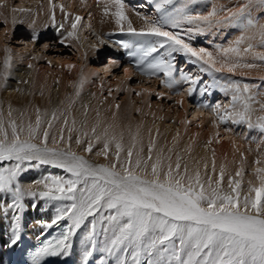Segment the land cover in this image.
I'll list each match as a JSON object with an SVG mask.
<instances>
[{
    "label": "snow or ice",
    "instance_id": "6c2138e0",
    "mask_svg": "<svg viewBox=\"0 0 264 264\" xmlns=\"http://www.w3.org/2000/svg\"><path fill=\"white\" fill-rule=\"evenodd\" d=\"M173 2L155 0L156 10L162 13L160 19L150 21L148 17H142L146 28L139 31L128 21L123 0H111L110 6L105 5V14L116 17L121 31H124L123 22L128 21V31L132 34L155 38L139 45L123 44L125 49L131 50L129 55L138 58L136 67L143 74L163 73L165 79L162 83L169 89L180 82H189L193 85L189 90L191 94L201 77H193L190 73L178 70L175 54L187 57L189 62L199 65L200 72L209 75L225 69L233 72L241 66H256L230 63L228 57L229 54L239 56L240 45L257 36L264 45V23L253 18L251 13L253 8L264 9V0H245L242 6L227 9V14L222 16L215 7L206 15L191 14L188 6L197 0H185L181 7L167 12L165 6ZM81 19L80 16L75 17L69 37H75V29ZM185 22L203 26L188 28L182 33L179 29ZM53 24L55 26L54 16ZM237 24L242 26L246 34L235 41V47L221 49L219 56L204 47L194 46L192 42L194 33H203L205 26L211 29ZM60 27L63 28V24ZM252 49L253 45L249 43L243 51L250 52ZM257 56L264 60V53H257ZM11 66V57H8L4 63L5 79ZM218 85L219 82L214 79L202 91ZM251 87L245 84L241 88L238 83L223 86L221 90L226 93L230 88L234 89L230 107H222L217 103L211 108L223 123L229 120L234 124L247 123L249 128L255 127L264 134V115L257 116L253 124V104L258 101L250 94ZM79 94L77 92V96ZM159 95L163 96V93ZM237 105H240L239 109ZM201 107L210 106L202 104ZM260 110L264 111V104L260 105ZM2 115L0 111V117ZM44 115L48 116L47 113ZM8 116H12L11 106ZM59 118L57 111H53L50 118L44 120L37 108L35 123L29 120L26 125H21L15 119H10L6 127L4 120L0 119V162H8L7 167H0V197H11V204L0 209V215L7 216L11 209L13 220L5 247L12 248L21 242V214L26 210L24 199L32 197L62 202L50 220L37 221L42 228L51 229L65 220L70 223L56 238L36 248L31 264H44L46 258L50 257L70 256L74 237L82 226L87 229L88 242L84 251V264H88L89 258L96 253L101 237L104 251L108 256L115 257V264H264V167L254 170L255 180H248L247 190L244 191V168L241 164L235 175L228 179L225 188L224 165L219 168L218 179H213V175L217 174L214 153L211 175L208 174L207 162L203 164L205 172L202 175L199 165L192 170L187 164L182 166L183 157L179 155L173 164L172 156H164L163 149L153 161L155 140L150 141L145 158L141 155L143 146L137 149L138 132L132 138L133 143L125 149L122 133L119 138L115 133H110L111 126L98 133V125L91 129L96 142L103 139V147L96 155L108 159L110 145L114 144L115 159L108 164H93L72 150L71 132L76 124L74 118L71 120L72 127H69V119L64 117V127L58 138H52V146H49L50 133L47 129L53 128V122ZM42 124H46L43 131ZM65 128L69 133L67 137ZM88 135V132H82V136ZM75 143L84 144L85 140L77 138ZM208 143L211 144V141ZM94 146L89 140L84 151L92 153ZM122 152L126 154L123 161ZM168 152L171 153L172 149H168ZM149 161H153L151 165ZM256 163L259 165L261 161L257 160ZM41 166L63 169L70 174V178L50 174L25 187L21 182L22 174L30 168ZM35 206L33 203L32 207Z\"/></svg>",
    "mask_w": 264,
    "mask_h": 264
},
{
    "label": "bare ground",
    "instance_id": "6f19581e",
    "mask_svg": "<svg viewBox=\"0 0 264 264\" xmlns=\"http://www.w3.org/2000/svg\"><path fill=\"white\" fill-rule=\"evenodd\" d=\"M1 1L2 2H0V4H2V6H0V17L2 16L3 18H5L10 15L11 21L13 22L15 20L14 24H21L22 22H25L26 24L27 22L33 27H38V31L40 34L39 41H41L42 39H47V42H53L51 41L53 40V34L51 33L52 30H49L48 32L43 31L47 28L53 29L54 27L53 25H51L53 24V16L50 15L51 13L49 14L50 10L54 8L56 12L54 16L55 22L61 21L64 24V30L67 33L64 38L66 40L65 42L74 45L79 54H81L82 52L84 53L88 48V51L86 52H88L87 54H89L91 57L93 53L97 51L92 45L91 47L90 45L86 46L87 43L84 44L85 42L83 41V35L87 36L86 34H84L85 32L90 33V35L93 33L92 35H94V37H99V39L97 40L100 41L99 44L102 43V47H106L104 55H107L109 50L111 51L112 57L110 63L104 66L107 69L106 73H110L112 69H114L113 67H117L120 64L124 65V60L122 58L121 52L119 51V47L113 42L107 40L105 37L106 35L113 34L121 30L120 24L116 22V17L111 14H105V5L110 6L111 0H53L52 5H50L49 0H32L33 7L28 12L24 11L23 9L21 11L15 10L11 12L8 0ZM133 1L135 2V4H124L126 5L125 14L127 15L128 21L131 22V25L134 29L139 31L143 28H146V22L142 17H148L150 21L160 19L162 13L156 10L155 0ZM139 2L141 4H139ZM152 2L153 4L151 6L150 3ZM244 2L245 0H197L196 3L189 4L188 10L193 15H206L215 7L218 10L219 15L222 16L227 14V9H236L242 6ZM184 3L185 0H174L173 4L165 6V10L167 12H172L175 8L181 7ZM61 6H63V11L61 10ZM221 9H223L224 11H220ZM137 13H139V15H137ZM251 13L253 18L261 23H264V9L253 8L251 9ZM157 14L159 15V17H157ZM78 15L82 17V19L75 29V37H69L68 33L73 31L71 25L75 21V17ZM85 17L86 20L84 19ZM128 21L123 22L124 30H128ZM10 25L11 23L9 22V26L7 28L8 30L11 29ZM199 26L203 25L196 23L188 24L185 22L181 25V29L179 30L183 33L186 32L188 28L195 29ZM106 30L113 31H111V33H108ZM56 31L59 30L56 29ZM24 34L28 39H30V31ZM245 34L246 33L244 32L242 26L238 24L229 26H217L211 29H208L205 26V31L203 33H194L195 39L192 42L194 46L204 47L209 51H212L214 55L219 56L221 49L235 47V41L240 36ZM247 34L252 35L253 33ZM144 37L147 42L155 39L154 37L150 36ZM61 40L63 39L61 38ZM25 41H27L26 44L29 48L34 47V41H28L27 39H25ZM0 42L4 43L5 40H2ZM249 43L253 45L252 51L244 52L243 49L246 48ZM46 45L47 44H45V46ZM240 48L241 53L239 56H236L235 54H229V62L238 63L240 65L254 64L256 65L255 67L245 68L241 66L236 68L233 72H228L225 69L221 72H214V75H209L208 73L200 72L199 65L189 62L188 58L184 56L185 59L183 61L181 70H188V72L191 73L193 77L200 76L201 81L197 83L198 87L195 88V90L197 89L196 93H194L195 91H192L191 94L189 90L193 88V85L189 82H180L171 89L165 88L162 83L163 89L160 93H163V95L168 94L167 96H171L173 93H177V101L183 102L181 103L183 105L182 110L173 111L170 110L169 105L165 106V108L162 107L163 105H159L157 107H149V98L151 97V94L155 92V90L152 89L155 88L160 81L165 79L163 73L146 76L145 81L147 82L146 84L142 83L143 86H141L143 87V89H140L141 93L146 95L143 99V103H136L135 101H132V98H130L129 100L133 105H127V103H124L125 105H119V108H117V105L106 106L107 108H104V105L101 104L102 99L100 97V93L103 92V89L100 88L99 90H97L96 88H98V85L92 80V78L95 79L96 76H100L96 68L91 69V66L89 67L88 65H84V67H81V64H79L78 62L77 66L80 72H77V68L75 69V67H77L76 65L73 66L72 69L75 72V77L71 76L73 78H69V83L65 82L62 77H59L57 82H53V80L49 78L50 76H45L43 74H38L37 76V74L34 73L29 67H25V65H21L20 63H18L20 62V60H22L21 56L25 54L24 51H26L27 53L28 50L24 49L23 51L21 49L23 52L21 50V52H18L17 49L16 51L11 50L12 53L7 54L8 57H11L12 65L7 81V86L9 89L8 96L10 101L9 105L0 106V111H2L3 113L0 119L4 120L6 127L8 126V121L10 119H15L18 124L26 125L29 120L35 123L37 108L40 109L42 118L44 120L50 118V114L53 111H57V114L60 118L53 122V128L47 129L50 133L49 146H52V138H58L60 130L64 127L62 123L64 117H68L69 127H72L71 120L74 118L76 124L73 128V131L71 132L73 138L72 150L76 151L79 155H83L93 164H108L115 159L114 144L110 145L108 159H105L103 155H96V153L99 152L103 147V139L100 142H96L92 137L91 129L97 125L98 133L102 132L105 128H109V126H111L109 128V132L115 133L118 138L122 133V143L124 144L125 149H127V147L133 143L132 138L133 136H136L138 132L139 135L137 136V140L139 141V143L137 144V149H139L140 146H143L144 152L141 153V155L145 158L148 154V145L150 141L155 140L156 147L153 149L152 153L153 161L155 160L156 156L160 154V150L163 149L164 156H172L173 164L175 163L176 156L179 155L183 157L182 166L183 164H187L189 169L192 170L199 165L202 175L205 172L203 168L204 162H207L209 164L208 174L211 175V162L214 153L217 174L213 175V179H218L219 168L221 167V165H224L226 167L224 187L227 188L228 179L231 176H234L236 171L240 169L241 164H243L244 175L242 189L246 191L247 181L255 180L254 170L257 167H264V134H261L257 128L253 127L252 132H249L248 135H246V130L248 127L247 123L234 124L231 122V120H229L227 123H223L221 121L218 122L217 114L212 111L211 107H201L202 104L210 105L209 102L212 101L213 97L217 94H219L220 99L223 100L222 103H225L226 107H230L232 103L231 97L234 94V89L230 88L226 93L221 90L223 85L220 84L216 87L208 88L207 91H202V89L206 88L208 85H211L213 83V80L217 76V73H220L222 76H225L230 80L234 78L235 80L231 84L238 83L241 88L245 84L253 86L250 88V94L254 96L258 101V103L253 104V108L255 109L252 114L253 124H255L257 116L264 115V111L260 110V105L264 104V60L259 59L257 56V53H264V45L261 44L259 37L257 36L254 40H246L244 44L240 45ZM2 54L0 55V58L4 59L5 56ZM175 55L176 64H181L182 60H180V56L182 54ZM27 56H29V54ZM18 57L19 59L16 60ZM28 58L29 57H27V59ZM60 59L62 60V58ZM27 61L28 60H26L25 62ZM1 65L2 63L0 62V67ZM33 66L34 64L32 65V67ZM125 69H128V71H124V79H117L113 84V86L117 88L114 96H117L123 84L126 85L125 88H129L128 82L129 79H131L130 76L135 75L141 77L143 75L142 71H133L129 66L126 65H124V70ZM178 73L177 78H179ZM207 77L208 79H206ZM135 79V77L132 78V80ZM82 80L83 86L81 87ZM197 85H195V87ZM126 90L127 92H129V89ZM77 92L80 93L79 96H77ZM41 93H43V95H41ZM189 97L190 101L187 103V98ZM202 97H204L205 100H203ZM65 100H67V105L63 106L65 104ZM188 104H194V107H192L193 109L190 108V110L192 109L190 112V115H192L191 118L201 120L200 125L197 126L196 124H194L195 128L185 127L187 120L185 116V114H187L186 110L187 112H189L187 109ZM9 106H11L12 108L11 117L8 116ZM239 108L240 105H237V109ZM108 112H110L112 116L106 114ZM138 112L139 118H141V123L138 121L137 116H135ZM21 113H23V115H21ZM45 113H47L48 116H45ZM63 114L65 115L64 117H62ZM211 115L213 116L211 117ZM236 126H243L246 128V130L244 128L243 131H237L235 130ZM238 127L236 129L240 128ZM45 129L46 124H42L41 131ZM221 129H223L225 132L219 133ZM8 130L10 134V127ZM82 132H88L89 135L87 137H84L82 136ZM64 134L65 137H67L69 134L66 128L64 129ZM225 135L228 139L230 138L228 142L220 141L219 144L215 143L216 141H218L215 139H217L219 136L223 137ZM245 136V140L250 139L251 143L253 142L252 147L248 146L247 142L239 138H244ZM77 138L85 140V143L77 145L75 143V140ZM89 140H91L95 145L92 153L84 151L86 143ZM209 141H211V144L208 143ZM35 142L39 143L40 141L36 140ZM61 146L63 147L66 145ZM227 146H229V148H227ZM257 148L261 149L259 150ZM168 149H172V152L169 153ZM120 155L121 161L126 159V154L124 152H122ZM257 160L261 161L259 165L256 163ZM153 161H149V165H151ZM165 164H167L166 160ZM7 166L8 162H0V167ZM50 174L61 175L65 176L66 178H70V174L66 173L63 169L52 168L50 166H41L28 169L25 173L22 174L21 182L25 187H27L36 179ZM204 178L206 179V177ZM237 179L240 178L237 177ZM24 203L26 205V210L23 214H21L22 240L17 246H14L12 248L4 246L5 242L9 239V236L11 234L10 229L13 224L12 210L9 209V213L7 216L0 215V264H12L13 259L16 257V255L20 254L27 245L35 243L42 236L47 234L51 229L64 222L61 221L51 229L42 228L40 224L37 223V221L41 220H50L55 215L56 208L60 205V203H62L60 201H52L48 200L47 198L34 199L32 197H25ZM33 203H35L36 205L34 208L32 207ZM10 204V196L0 197V209ZM86 232L87 229L82 226L81 229L77 230V234L74 237L73 252L76 256L74 264H84V251L86 246L88 245V242L86 240ZM95 256H102L103 259H100L99 262H95L94 260H92V258H94ZM59 259H62V257H59L57 260ZM68 259L71 260L72 258L70 257ZM63 261L64 260H61L59 264H62ZM88 264H115V257L108 256L104 251L102 237L98 241L96 253L93 257L89 258Z\"/></svg>",
    "mask_w": 264,
    "mask_h": 264
},
{
    "label": "rangeland",
    "instance_id": "374dc122",
    "mask_svg": "<svg viewBox=\"0 0 264 264\" xmlns=\"http://www.w3.org/2000/svg\"><path fill=\"white\" fill-rule=\"evenodd\" d=\"M29 1H31V2H29ZM0 2H2V1L0 0ZM8 2L10 4L9 8H10L11 12H13L14 10H20L21 11L22 9L24 11L28 12L33 7L32 6V3H33L32 0H8ZM49 3L51 5V2H49ZM55 3H56V1H55ZM139 4H141V3L139 2ZM152 4H153V2L150 3L151 6H152ZM52 13H53V11H52ZM49 14H50V12H49ZM157 17H159L158 14H157ZM10 18H11L10 15L8 17H5V18H3L2 16L0 17V41L5 40L4 43L0 42V48L3 49V50L0 49L1 50L0 53L1 54L3 53L2 55L5 56L4 59L0 58V62L2 63V65H1L2 68L0 67L1 68L0 69V106L1 105H9V101L10 100H9V96H8V94H9L8 90L9 89H8V86H7V81H8V78H9L10 69H8L9 71L7 70L8 71V76L5 79L4 73H5L6 70L4 68V63H5V60L8 58L7 54L12 53L11 50L12 51L13 50L16 51V49H17L18 52H21L22 50L24 51V49L28 50L27 53H26V51H24L25 54H23L21 56L22 60H24V59L25 60L24 61L20 60V62H18V63H20L21 65H25V67H29V65H31V67H29V68L34 73H36L37 76H38V74H43L45 76L48 75V76H50L49 78L51 80H53V82H57L59 77H62V79L65 82L69 83L68 82V80H70L69 78L75 77V72L72 69V67L71 68L69 67V65H72V66L76 65L77 66L78 62H79V64H81V67H84V65L85 66L88 65L89 67L91 66L90 67L91 69L96 68L98 70L100 76H98V77L96 76L95 79L92 78V80H93L94 83H96L98 85V88H96L97 90H99L100 88L103 89V92L100 93V97L102 99L101 100L102 101L101 104L104 105V108H107L106 106H112V105H125L124 103H127V105H133L131 103V101L129 100L130 98H132V101H135L136 103H143V99H144V97L146 95L141 93L140 89H143V87H142L143 84H146V82H147V81H145L146 80L145 76H141V77H138V76H135V75L134 76H130L131 79H129V82H128L129 83V88H125L126 85L123 84L122 87L120 88L117 96H114L117 88L115 86H113V84H114V82L117 79L118 80H123L124 79V74H123L124 73V65L120 64L117 67H113L114 69H112V71L110 73H108V74L106 73L107 69L104 66H106V65H108L110 63V60H111V57H112L111 51L109 50L107 55H104V51H106V49H105L106 47L105 46L102 47V43L99 44L100 41H97L99 39V37H97V38H96V36L94 37V35H92L93 33L90 35V33L85 32L84 34H86L87 36L83 35V41L85 42L84 44L87 43L86 46L90 45V47L92 45L98 51V52L96 51L95 53H93V55L90 57V55L87 54L88 52H86V51H88V48H87V50H85L84 53L82 52L81 54H79V52L74 47V45H71V44L65 42L66 40L64 38H65L67 33L64 30V24L61 23L60 21L56 22V25L58 26L59 31L57 33H54V31L52 30V32H51L52 34H54V36H52L53 40H51L53 42H47L46 41L47 39H42L41 41H39L38 38L40 36L39 37L36 36L38 32H35V33L32 32V31L38 30L39 29L38 27H35V26L33 27L31 24H29L27 22H26V24H25V22H22L21 24H14V22H12ZM84 19L86 20V17ZM9 22L11 23V25H10L11 29L8 30L7 28L9 26ZM61 24H63V28L60 27ZM27 31L28 32L30 31L32 33V37H30V39H28L25 36V34H24V33H28ZM106 31L110 32V30H106ZM34 36H36V37H34ZM61 38L63 40H61ZM25 39H27L28 41H34L33 42L34 43V47L33 48H35V49L29 48L28 45L26 44L27 41H25ZM61 41H63V43H61ZM81 42H82V40H81ZM44 43L47 44V47L45 46ZM35 44H36V46H35ZM36 50H38V51H36ZM31 51H32V53H31ZM28 54H29V56H27ZM95 54H96V56H95ZM35 55H36V57H35ZM27 57H29V58L27 59ZM30 57H31V60H30ZM181 57L183 58V60L185 59V57L183 55H181L180 56V60H182ZM60 58H62V60ZM18 59H19V57L16 60H18ZM88 59H90V60H88ZM26 60H28L27 61L28 63L25 62ZM87 60H88V62H87ZM183 60L181 61L182 62L181 64L179 63V65H178V63H177L176 68L178 70H181L182 64H183ZM69 62H71V63H69ZM33 64H34V66L32 67ZM76 68L78 70L77 72H80V70L78 69V66L75 67V69ZM193 68H195V67H193ZM43 69H44L45 73L43 72ZM50 69H51V71H50ZM37 72H39V73H37ZM62 72H64V73H62ZM184 72L189 73L188 70H186ZM63 74H65V75L67 74V75L65 76ZM219 74L220 73H217V76L215 77V80L219 82V85L220 84H222L223 86L230 85L235 80L234 78L230 80L227 77L222 76L221 74L219 75ZM206 75H208V74H206ZM71 76H73V77H71ZM134 77L136 79L132 80V78H134ZM142 79H143V81H142ZM206 79H208V77ZM99 80H100V82H99ZM189 87H191V86H189ZM131 88H134V89H131ZM155 88L152 89V90H155V92H153V94H151V97L149 98V100H150V104H149L150 106L149 107H152V106L153 107H157L159 105H163L162 107L165 108V106L169 105L170 106V110H172V111L173 110H182L183 105L179 101H177V98H176L177 93H175V94L173 93L174 95L172 94L171 96L170 95L167 96L168 94L160 96L159 93L163 89L162 81H160ZM126 89H129V92H127ZM196 90H194L195 91L194 93H196ZM165 94H166V92H165ZM217 95H215L213 97V100H212L213 102L212 101L209 102L210 103V105H209L210 107L214 106L217 103L220 104V103L223 102V100L220 99V95L219 94H217ZM202 99L205 100L204 97H202ZM189 101H190V97L187 98V103ZM66 102H67V100L64 101L65 104L63 103L64 104L63 106L67 105ZM174 103H175V105H174ZM220 105L222 107H226L225 103H222ZM192 107H194V104H192V105L188 104L187 109H188L189 112H187V110H186L187 114H185L186 119H187L186 120V125H185L186 128L187 127L195 128L194 124H196L198 126V125H200V122H201V120H197V119H192L191 118L192 115H190L191 114L190 112L193 109ZM190 108H192V109L190 110ZM136 112H137V110H136ZM106 114H109L110 116H112L110 112H108ZM64 116L65 115L63 114L62 117H64ZM135 116H137L138 121L141 123V118H139V112L136 113ZM212 116L213 115H211V117ZM217 121L218 122L220 121V119L218 117H217ZM237 127L238 126L235 127V130H237V131H241V130L243 131V129L245 128L243 126H239L240 128L238 127L239 129H236ZM249 129H251V130H249ZM245 130H246V128H245ZM252 130H253V128L247 127L246 135H248L249 132H252ZM223 132H225L223 129H221L219 131V133H223ZM239 138L244 140L245 142H247L248 146H250V147L253 146V144H252L253 142L251 143L250 139L245 140L246 136L244 138L243 137L242 138L239 137ZM229 139L227 138L226 135L223 136V137L219 136L217 139H215V140H218L215 143L219 144L220 141L228 142ZM227 148H229V146H227ZM257 149L260 150L261 148H257ZM94 259H95V261H97V260L103 259V257L101 256L100 258H94ZM109 263H111V262H109Z\"/></svg>",
    "mask_w": 264,
    "mask_h": 264
}]
</instances>
